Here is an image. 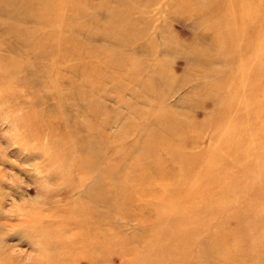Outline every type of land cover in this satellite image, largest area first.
Masks as SVG:
<instances>
[{"label": "rangeland", "instance_id": "rangeland-1", "mask_svg": "<svg viewBox=\"0 0 264 264\" xmlns=\"http://www.w3.org/2000/svg\"><path fill=\"white\" fill-rule=\"evenodd\" d=\"M50 2L56 50L38 60L0 50V71L8 70L0 73V253L18 264H55L50 255L58 253L56 264H167L182 213L196 217L204 205L211 207L204 219L238 227L234 264H264V0ZM89 125L103 142L92 140ZM170 128L180 129L182 150L160 152L167 170L153 173V183L128 181L143 191L137 201L101 206L110 212L101 220L106 244L87 251L93 238L75 235L84 192L68 193L67 180L81 178L88 146L101 151V167L124 169L143 164L147 138H169ZM207 171L224 188L214 186L211 197L199 190L205 203L188 191ZM152 192L166 203L153 202ZM66 238L75 245L63 248ZM190 244L179 246L176 264L206 261Z\"/></svg>", "mask_w": 264, "mask_h": 264}, {"label": "bare ground", "instance_id": "bare-ground-1", "mask_svg": "<svg viewBox=\"0 0 264 264\" xmlns=\"http://www.w3.org/2000/svg\"><path fill=\"white\" fill-rule=\"evenodd\" d=\"M50 1L52 0H0V50H7L9 52H22L23 55H30L33 59L38 60V57H40L42 54L55 49L56 47L54 48L52 46L53 44H51L53 43L52 39H54V32L52 28L54 25L52 21L55 18V11ZM10 36L14 38L15 44H12V40L8 41ZM70 52L74 54H82L84 51L77 46H71ZM12 63L16 64L15 59L11 60L10 64ZM23 64H18L17 66L15 65L16 69L23 71ZM5 65L7 67L8 64ZM7 71V68H5L2 72L0 71V73L5 75ZM161 102L164 101L162 100ZM53 127L54 125L50 124L48 132L52 133ZM88 128L89 132H92L95 136L94 137L93 134L90 135L92 140L95 138V142L97 144L99 142H103L104 134L99 128H95L93 125H89ZM179 130L170 128L169 138H147L148 140L145 141L144 144L147 147L145 148L148 150L143 154L145 158L144 163L142 164V162L138 159L137 161L132 162L130 166H126L124 169H122V163L119 162L110 165L109 168L101 167V163L104 160V157L100 155L101 151L99 154H94L91 152L92 150L88 146V151L86 154L87 158L85 159H88L89 163L78 165V172H81L82 175L81 178L77 182L73 183L67 180L70 184L67 189L68 193L73 194L75 192H84V199L78 203L81 207L79 210L81 213H83L80 217V220L77 221V225L81 229L75 235H83L85 237L90 236L93 238L94 243L87 244L89 247L86 249L87 251L93 248L94 250L96 249L100 251L106 244L105 238L107 237L105 236V232L102 229L101 220L105 217V213L109 214L110 212L108 213L107 211H102L101 206L103 205L104 207L106 206L113 209L117 207V201L126 203L137 201L138 195L143 191H141L142 189L138 186L128 187L131 185L129 183L130 180L137 178L136 181L140 183L141 180L144 181V179H146L153 183V173H165L167 168L164 166V160L161 155L159 156V154L161 151H169L174 154V152H180L182 150L180 143L183 141L180 142L179 140ZM33 136H36L37 139L40 137L39 134H35ZM180 138H182V136ZM90 142L91 141H89V143ZM100 146L103 148V145ZM110 147L113 148V145H110ZM110 147L108 149H111ZM184 154H187V152L184 151L182 153L183 157ZM148 163L149 166L147 165ZM140 166H142L140 169L141 174L138 175V177H134V174H132L131 171L136 170L138 167L140 168ZM146 167L151 169L150 172H148V168ZM93 168L100 170L97 172L96 177H92L91 175ZM191 168L192 166L190 165L186 170L189 172ZM212 173L213 172L209 171L201 173L200 178L195 179L194 183L192 184L191 191H188V193L196 191V194H199V202L206 203L207 201L203 197L202 192L199 190L204 191L205 193L207 191L206 195L211 197L213 196L214 186H218L220 190L224 188L223 183L218 181L216 172L213 174ZM88 180H91L92 183L89 184L87 182ZM63 182H65V179ZM123 188H125V191L122 190ZM99 189L107 190L109 192L102 194V196L101 194H97V192L94 194V190ZM151 194L149 195L153 197L152 201L156 204L163 205L166 203V200L160 197V194L153 192ZM174 194L180 195L179 192ZM220 197L221 195L219 194L218 199ZM184 202L187 206L192 205L190 199H187V201ZM203 206L204 205L201 206L199 213L200 215H197L198 217H194L193 215H189L184 212L182 213V220H184L182 221V226L179 225L182 228V237L175 238L173 241H170V243L175 245V247L173 246V248L165 250V252L169 253L170 255L167 264H176L180 258L179 254H175L178 252L179 246L181 244H184L185 246H191V242L199 247L201 251L203 250L206 261L202 264H234L236 258L238 257L237 255L239 248L237 245L231 243V239L237 235L238 227L233 229H222L224 221L217 220L215 217H211L207 220L204 219L207 217L206 215L208 214L211 207ZM144 208L150 212L152 207L148 208L147 205ZM223 210L224 208L219 207V210H215L214 212L222 213ZM155 212L159 215L158 221H163V216L165 215L164 212L162 210H156ZM110 215L116 218V210L114 211V214L112 212ZM211 225H215V230H213V233L210 231ZM65 240H68V243H66ZM65 240L61 243L63 248L64 246L73 247L76 243L72 242L70 238H66ZM49 246H57V241L54 243L52 242L49 244ZM3 248L6 249V247ZM1 250L2 248H0V251ZM58 255L59 253L55 256L50 255L54 258H51V260H54L55 264ZM186 255L187 254L184 253L182 257L186 258ZM15 256L16 255L11 256V254H7V252L5 255L0 253V264H18L19 262L17 261V263L13 258ZM235 256L237 257L235 258ZM66 257L67 255L64 254L63 258ZM158 264L164 263L159 259Z\"/></svg>", "mask_w": 264, "mask_h": 264}]
</instances>
